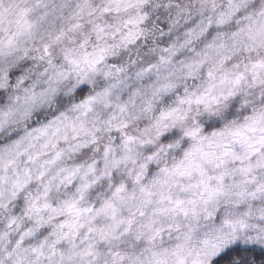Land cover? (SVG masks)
Instances as JSON below:
<instances>
[{
    "label": "clouds",
    "instance_id": "clouds-1",
    "mask_svg": "<svg viewBox=\"0 0 264 264\" xmlns=\"http://www.w3.org/2000/svg\"><path fill=\"white\" fill-rule=\"evenodd\" d=\"M0 264H264V0H0Z\"/></svg>",
    "mask_w": 264,
    "mask_h": 264
}]
</instances>
